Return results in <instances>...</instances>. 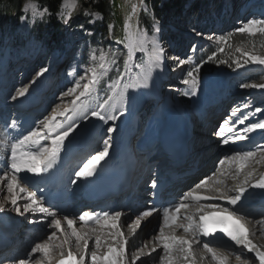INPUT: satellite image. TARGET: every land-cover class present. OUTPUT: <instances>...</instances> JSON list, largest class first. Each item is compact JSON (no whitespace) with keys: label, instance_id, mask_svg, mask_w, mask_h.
Listing matches in <instances>:
<instances>
[{"label":"rangeland","instance_id":"374dc122","mask_svg":"<svg viewBox=\"0 0 264 264\" xmlns=\"http://www.w3.org/2000/svg\"><path fill=\"white\" fill-rule=\"evenodd\" d=\"M77 1L81 0H76V3ZM185 2V11L182 12L181 16L173 11L162 14L158 19L154 15H152L153 25L149 28L150 34H148V38H155L164 49L163 63L167 64V70H161L160 72H164L166 74V79L163 80L162 83L164 86L163 88L166 89L164 92L166 93L165 99L170 102H177L179 98H181L184 100L185 105L196 97L195 104H197L200 97V87L205 84V82H208L215 75H217L220 78V82L225 84L223 93H225V91H228V93H226L227 96L225 97L226 100H228L229 96H235L237 97V100H240L242 96H247L251 98V101L249 100V102H251L250 104L254 107H258V109L262 110L260 112H263L264 107H262L261 103L257 104L261 96L256 97L252 94L255 93L258 88L242 87V85L264 84V65H259L251 62H249L248 64H244V60L246 58L242 56L240 52L236 51V49L239 48L242 51H247L255 55L264 56V45L262 41L253 38L255 35H262V33H240L237 32L236 29L242 27L243 24L250 19L264 20V0H212L210 5H208L206 8L201 9L198 13H196L193 8L199 2V0H186ZM28 3H34L38 11L44 13V15L34 17L31 9H28L27 11L25 10V5ZM61 4L59 7V11L54 15L55 21L59 22V24H62V26L59 27L52 25L50 21L47 20V16L50 15V13L35 0H28L24 3L21 10L23 15L16 22L10 21L9 19L3 25L0 22V118H7V123L9 124H11L12 122H17V124L19 123L20 118H14L15 116H11L13 112L10 110L5 112V108L7 103V106L10 105L11 102L8 101L12 100L13 97L16 96L17 91L21 88H26V91L31 88H35V90L41 89V93L44 94L45 98L43 99L41 106L38 108L37 114L34 116L33 120L39 119L43 121L45 117H50L53 113L54 108L56 109V111H63L65 107L71 109L73 106L72 101L75 99V96L78 95V92L71 96H62V93H65L69 88L74 87L77 81L80 82V90H82L83 83H87L91 79V74L90 72H87V70L93 67H97L98 64L102 62L101 58H104L106 52H109V48L112 47L114 48V50L116 49L114 42H110V40H108L105 35H101L100 33L96 34L95 31H92L85 27H81L82 22H77L75 23L74 27H70L67 24V20L69 18V16L67 15L68 12L61 7ZM134 5L137 6L136 13H132L131 11ZM121 7L122 9H124L125 17L121 39V44L122 46H124L128 42L129 33H136L137 31L142 33L145 32V28L142 27L139 23L137 16L140 12L146 13L148 11V8L142 0H121ZM143 9H146V11ZM74 12L75 11L73 9V13L71 12V15H73ZM89 19L92 24H95L97 22L100 23L101 21H103L99 13H93L91 15V18ZM126 24H130V30L125 29ZM35 28H40L44 35L42 36L40 35V33L36 32ZM157 28L159 29V31H156ZM114 33L115 30L114 32H112V35ZM61 34H63L62 42L61 39H57V37H59ZM221 36L225 38L223 41L217 39ZM44 42H47L48 46H45ZM221 48L224 52H227V56L232 60L231 62L233 64L236 65L235 61L239 59V62L243 66L239 68L236 67L234 73H227L230 74L229 76H227V74L224 72L213 71L211 74H208V76L199 78L200 82L196 89V92L195 94H191V88L181 82L186 77L187 71H189L191 68H194L195 65L198 64L199 61H197V59H201L202 54H204L207 50H213L220 56L224 55L220 51ZM189 55L193 56L194 63L182 68L177 67L179 60L185 59ZM77 58H79L83 62V66L78 68L79 74L74 80V83H70L72 76L71 73L67 71V67H71L73 63H69L65 66V61H67V59H71L72 62H74ZM106 61H108V59H106ZM141 63H147V55L137 53L129 61V67L131 68V71L128 72L126 69L124 70L127 75L121 82V87L123 86V83L128 82L132 76H135L140 72V69L136 68L135 65ZM213 64L215 63L212 62L207 65L201 66L198 76L201 74V72H206L208 70L207 67H210ZM4 69L7 70L5 77H3V73L5 71ZM41 69H46L47 71H45L42 76H37V73L40 72ZM109 71H112L113 74H116V77L113 81L119 78L120 73H118V68L115 65H112ZM237 72H240L241 74L238 75ZM234 74L235 76H233ZM248 75H254L256 76V78L249 81H244L243 79H245ZM157 79V76H150L148 79V86L146 87L148 89L146 90V92L147 94H150L151 103L148 101L146 103V107L140 114L144 117L145 122L142 124V126H138L135 137H138L141 134L144 135L151 126V123L155 121L154 114L152 115L151 113L154 111V95H158V90L156 87ZM162 79L163 78H161V80ZM113 81L106 86V91L99 90L97 83L93 86V91L90 95L81 98V103L86 105L84 111L76 114H74L72 111H69L67 112L65 118L58 116L57 120L64 125V130L67 129V126L70 125V123H77L82 114L84 115L85 111H88L90 113V110H96L99 104L103 103V101L107 99L111 94L110 85L113 83ZM158 85L161 86V83L157 84V86ZM139 89L140 87L129 90L122 102L123 107L121 108L118 105L119 111H122L126 108H128L129 110H133L135 104H137V102L139 101ZM240 90L243 91V94L239 93ZM251 91L252 96L251 94L248 95V93ZM244 102L245 104H248V101ZM150 104H152V107H150ZM185 110H190V108L186 107ZM69 117H71L72 119H69ZM258 118L264 119V116L261 115ZM147 122H149L148 125ZM255 123L257 122L255 121ZM258 123H260V121H258ZM40 124L41 123H39L38 121L32 123L30 128L25 130L20 135V137H18V139L34 128H41ZM107 128L104 130V132L100 133L97 136L96 143L98 148L96 149L103 147V142L107 138L105 136L108 135ZM6 129H2L5 135H0V142L8 145L9 139L14 138V133L9 131V129ZM134 144L136 145L138 144V142L135 141ZM215 144L219 143L216 142ZM1 150L3 151L4 148L0 149V154L2 152ZM213 150L214 149H211V151L207 153L205 159L210 156L212 157V159H215L217 157L216 152H213ZM91 151L92 150L90 149L82 151L83 153L81 152L78 155V164H84L85 162H87V159H89L91 156ZM10 162V157H6L5 159H3V161L0 163V175H3L4 172H7L9 176L12 175V170L9 168ZM78 164H75L74 167L76 168ZM258 164L255 163L257 169H259L260 166L264 165V161H261ZM208 171V169H204L202 172L207 173ZM200 173L198 174L196 180H194L195 183L192 182L193 185L198 184L201 180H203L201 179V175L204 173ZM190 180H192V178H190ZM213 181H209L208 187H201L197 189H209L214 191L215 187H213ZM9 196L10 193H8L7 191V181L5 180L0 182V203H4V205H7L5 207V210L1 212L0 215H8L14 217L17 220L21 219L26 224L25 225L23 222L24 226H22L21 228L22 230H25L23 237L26 245L23 247V249L19 248V250L16 251L15 254H13L15 256H13L11 259H8L9 262L12 261V259L13 262L23 259L26 261V264H34V262H36L38 259H40L39 261L42 263L48 261L49 259L45 258L43 253L40 252H37V254H33L32 258L30 259H25L27 254L31 252V249L35 246V244L43 243L45 241H48L52 245L50 249L51 257L58 253H62V241L60 240L59 233H57V235L53 237L52 240L49 241L48 239L51 233L54 231L53 228L48 227L51 219H45L43 222H41L42 214H17V212L15 211V207L8 199ZM134 196L136 197V195ZM24 203V200L18 201V204L21 207V211L23 210ZM181 203L178 202L170 207L165 206L164 210H174ZM189 207L186 209L184 208L181 211L179 216L182 217V220H177L176 224L164 227V230H166L165 233L170 231L172 226H174L175 228L180 224H184L185 226L187 225L188 221L185 219V217L188 215L187 212L188 210H190ZM191 208H193V212L196 211L195 206ZM138 210L139 209L133 211L126 207V217H123L122 221H119L118 228L121 231L123 230L122 228L127 227L128 224V228H132L133 230H135L134 234L140 232L143 229H148V232L145 236H151L153 238V243L151 242V247L153 248L154 243H158L154 242V239L160 233V229L163 225L164 212H153L150 216H145L146 220L143 221L139 219V217L142 216L141 213H143L144 210H142V212L139 211L137 214H135V212ZM114 212L117 211L114 210ZM130 212H134L135 215ZM253 219L254 218H252V220ZM30 220L35 222L29 223ZM137 220L140 221L139 225H137L136 223ZM74 226L76 227L78 232L81 231L80 233L84 234L85 237L88 236V239L92 236H95L97 232L101 233L102 230V228H100L99 226L91 228L84 227L81 224L79 218L75 222ZM182 230L183 233H187L184 231L183 227ZM182 232L181 230H179L178 233ZM124 233L125 235L128 234L127 232ZM251 233L253 238L264 241V234L262 232H257L255 229H251ZM74 245L75 244L72 243L70 245V248L72 250L74 249L78 253L79 249ZM107 246V243H103L98 248L96 245V240H91L90 247H87L88 254L85 258V264H93L91 258L92 253L95 252L99 256L102 252L101 250L106 248ZM115 246H118V244L116 243ZM143 247H145L144 241L141 238L136 239V243L129 248L130 254L128 255V258L130 262L133 260V257L131 256V252L133 250L132 248L136 249L141 254V252L143 251ZM216 248L219 251H222V248ZM160 249L161 250L158 252L156 249L155 251L151 252L149 251V249H147V251L150 253L148 254L147 252L146 255L141 256L137 261H142L143 259L150 257L151 262L149 264H158V261L162 260L161 257H163L161 256V254L165 253L163 248ZM174 252L179 251L174 250ZM201 253L202 251L200 252V254ZM180 255L181 253L179 254V256ZM228 257L231 258L229 260L230 262H238V260L242 262L245 261V259L239 257L236 253H228ZM208 260L209 261L203 260L202 263L218 264L216 260L213 261L209 258Z\"/></svg>","mask_w":264,"mask_h":264},{"label":"snow or ice","instance_id":"6c2138e0","mask_svg":"<svg viewBox=\"0 0 264 264\" xmlns=\"http://www.w3.org/2000/svg\"><path fill=\"white\" fill-rule=\"evenodd\" d=\"M73 6H75L73 0ZM32 10L33 16H42L44 13L38 11L34 3H28L25 5V10ZM146 11V9H143ZM46 11V10H45ZM132 13H136L137 6L134 5L131 9ZM86 15L89 13L85 12ZM98 15V14H97ZM130 24L125 25L126 30H130ZM138 28V25H137ZM156 31H159L157 28ZM240 33H264V20L250 19L243 24L242 27L236 29ZM217 39L223 41L224 37H218ZM115 43L120 44L122 41L117 40ZM126 48L127 59L124 60L125 69L130 72L131 68L129 67V61L137 54H146L147 63L136 64L135 67L140 69V72L135 76H132L128 82L123 83L121 87V82L125 79L127 75L126 72H121L119 78L113 81L110 85L111 94L107 99L100 103L96 110H90V115L88 111H85L83 116L84 120L91 118H96L99 120H116L118 117L116 114H112V109L118 110L119 107H123V100L126 97V94L130 89H136L138 87H147L148 79L154 69H159L162 66L164 59V49L160 43L155 39H149L147 33H142L137 31L136 33H129L128 42L124 45ZM223 52V49H220ZM237 52H240L242 56L246 59L244 64L249 62L264 65V56L255 55L247 51H242L237 48ZM216 54L213 53L207 59L212 60ZM102 62L98 64L97 67H93L87 70L90 72L91 79L87 83H83L82 90L81 84L79 81L76 82L74 87L69 88L65 93H62V96H71L78 92V95L75 96V99L72 101V108H64L63 111H56L53 109V113L50 117H45L41 122L42 128H34L31 131H28L27 134L23 135L21 138L10 143V165L9 168L12 170V175L9 176L7 172H4L3 175H0V182L7 181V191L10 193L8 199L11 204L15 207V211L19 215H24L25 213H38L41 215V222L47 218H51L49 228L55 229L49 236V241L57 235V232L64 234L65 239L63 244H69L70 238L69 234L65 232V229L62 225L61 219L57 218V212L55 210H50L48 207L44 206L41 200L37 199L35 193L29 191L27 188L22 186V177L21 173L40 175L48 168H51L54 161L57 159L59 154L62 152L66 140L80 127L76 122L67 126V129L64 130V125L57 120V117H64L67 112L72 111L74 114L84 111L86 105L81 103V98L90 95L93 91V86L100 82V78L110 70L115 61H105L102 57ZM207 61L202 60L199 64H196L194 68H191L186 73V77L181 81L184 85H187L191 88V94H195L196 89L199 85V76L201 65ZM194 63V58L192 55L187 56L185 59H180L177 67L182 68L187 65H192ZM220 63H227V61H220ZM236 67H242L239 59L235 61ZM175 70V69H174ZM47 71L46 69H41L37 73V76H42L43 73ZM83 79V77H82ZM242 87H253L264 89V84L257 85H242ZM26 88H21L17 91V97L25 95ZM188 94V93H185ZM239 109L233 111L231 116H235L236 112ZM257 112L262 111L261 109H256ZM123 111H119V115L123 116ZM229 117V120L231 119ZM247 117H245L246 119ZM69 119H72L69 117ZM229 120H225L220 124L217 131L219 137H223L225 132L232 133L234 127H228ZM244 120H237L236 123H243ZM15 127V123L11 125ZM256 129H264V122L252 123L248 127L244 128V132H253ZM115 128L108 127L107 132L113 133ZM246 136L235 135L234 138L229 141L228 139H222V143H235L238 140H244ZM9 147V145L0 142V148ZM111 145L108 140H104L103 148L100 151H97L95 155H92L90 159H87V162L83 164L75 175L77 178H86L94 174V170L102 161L106 159L109 155ZM229 162L235 164V175L237 177L243 175V180L238 183L234 188L229 189L228 191L233 192V195H228L224 192H221L220 188H215L214 191L219 193L216 196H207L199 192H188L186 194V199H191L194 202L199 204L200 201H223L228 205L235 207L241 201L242 196L248 191L249 188H259L264 189V174L259 175L258 177L254 175L253 171H246L249 162L260 163L264 161V146H261L258 151H245L237 152L231 157H226ZM220 164H224L225 160H221ZM75 183V181H73ZM213 184L222 183L220 180H215ZM209 181L207 177L200 181L196 185V188L208 187ZM19 200H24L23 210L18 204ZM189 205L185 203L179 204L174 210H165L163 217V225L160 229V235L157 239L161 242L165 253L168 255L169 264L172 259V252L178 250L183 254V258L188 261L189 257L192 255L191 248L192 242L183 237L176 236L175 234H165L164 227L176 224L179 219V213L181 209L188 208ZM207 207L216 209L220 205L218 203H210ZM5 210L4 203H0V212ZM201 213V207H197L196 211L193 214L187 215L185 219L188 221L187 225L184 224L178 225L183 227L184 231L187 232L190 229L197 231L203 237L215 236L217 233H222L224 236L228 237L230 240L234 241L236 245L242 246L250 253L255 254V258L259 261V264H264V250L258 248L252 240L249 238V230L244 223L241 222V218L237 216L235 210H230L225 207L222 211H204ZM152 210L144 211L142 216H150ZM198 214V219L196 215ZM122 213L115 212H103L100 217L95 216L94 214L84 212L79 216V220L82 222H90L95 220L97 224H100L101 227H110L115 231L108 233L113 241L118 240V246L113 247L108 245L107 252L103 255H97L95 252L92 253V262L93 264H125V250L126 246L129 243V240L123 235L119 230L118 224L121 219ZM63 220L66 222L67 229L70 230L71 237H75L77 241L83 240L84 247L87 249L88 240L85 238V235L78 232L75 225V220L64 216ZM35 221L30 220L29 223H34ZM137 225L140 221L137 220ZM96 245L99 248L101 246V237H96ZM52 245L45 241L43 243H37L31 249L29 255L35 254L37 252L43 253L45 258L51 259L50 249ZM204 247L209 253L212 254V258L218 262V264H224V259L217 256L215 251L209 247L206 243ZM152 251H155L153 249ZM140 257H134L132 264H136V261ZM164 260V257H161ZM16 264H26V261L21 259L16 262ZM56 264H85V255H80L78 258L69 251L66 258H61L56 262ZM189 264H194V262L189 261Z\"/></svg>","mask_w":264,"mask_h":264},{"label":"bare ground","instance_id":"6f19581e","mask_svg":"<svg viewBox=\"0 0 264 264\" xmlns=\"http://www.w3.org/2000/svg\"><path fill=\"white\" fill-rule=\"evenodd\" d=\"M74 3L76 5V0H74ZM61 7L64 10L68 11V10H73L75 6H73V0H63L62 4H61ZM162 67H163V64H162L161 68L154 69L152 71L151 75H150L151 77H154V76L158 77L157 84H160L161 78H163V80L166 79V74L164 72H160ZM237 73L239 75L241 74L240 72H237ZM255 78H256V76H254V75H248L247 78H245L243 80L244 81H249V80H252V79H255ZM70 83H74V80L70 81ZM160 87L163 88L164 87L163 84H161ZM224 87H225V84L221 83L220 82V78L217 75H215L211 80H209L208 82H205V84H203L200 87V89H199V94H200L199 101H198L197 104H195V102H196V97H195L192 100V105L198 107V105H200L201 102L203 101L202 103H204L205 106L208 107V108L212 107L213 105H216V106L219 105V107L221 109L222 107H224L225 105L228 104V100H226V98H225L227 95L224 94V93L222 95ZM147 89L148 88L140 87V89H139L140 91L138 92V95H139L138 103H140L142 101V99H144L145 96L146 97L149 96L147 94V92H146ZM259 91H260V89L256 90L255 93H252V91H251V92L248 93V95L252 93L253 96L257 97V96L260 95ZM28 92L39 93L40 90H35V88H31V89L27 90L25 92V94L28 93ZM239 92L241 94H243V91L240 90ZM207 93L210 95V98L205 99V100H201L203 98V96L207 95ZM252 94H251V96H252ZM220 96H221V99H219ZM164 99H165V97H164ZM164 99L162 100V103H160V102L158 103L157 114L155 116V121L151 124V126L149 127L148 131L144 134V136L141 135L143 137V139H142L143 144L145 142H147V143H154V144L158 145V143L160 142V137L164 136L166 130L170 126V124H168L170 119L167 116L168 115L167 113H169V112L172 115H174V121L173 122H176V124L172 125V128L175 127L176 131L179 130V129H184L185 125L187 123L191 127L193 126V124L195 126L197 125L195 123H192V125H191V123L189 122V118H190L191 114H195L196 110L194 108L192 110H185L184 108H182V105H184V100L183 99L179 98V100L177 102H170V101H168L166 99L164 100ZM250 99H251L250 97L242 96V98L240 100H237L234 103H236L237 107H238V105L243 104L244 101H249ZM10 102L12 103V101H10ZM134 109L133 110H128L130 115H131V118L129 120V131H128V133L131 136L136 134V128H137V123L134 120L135 118L133 117ZM254 109H258V107L252 106L251 110H254ZM251 110H248V113ZM111 111H112V114H116L118 118L116 120H114V121L113 120H104L103 121V125L105 126V128L106 127L115 128V131L113 133H108V136L111 139L110 140L111 147H110L109 153H111L114 150V148H112L113 145H116L118 142H121V138L119 137V132H118V129H119L118 121H119V116H120L119 115V110L113 109ZM13 115H15V114H13ZM83 116L84 115L82 114V116L80 117V119L77 122L80 125V127L78 128V130H76L66 140L65 144L68 145V144L72 143L73 146H77L78 142L81 141V140L90 142L89 143L90 146H93V145L97 144L96 143V137H97V135L100 132H102V130H103L102 126L103 125L95 128L90 134H88V133L85 134L84 133V129H85L84 124H85L86 120L83 119ZM255 121L256 122L264 121V119L263 118H257ZM252 123H253V121H251V120L246 122L245 127H248ZM4 128H5L4 124H2V127L0 129V135H5L4 131H2V129L4 130ZM190 129L192 130L190 132V135L191 136L192 135H196L195 137L193 136L194 138H192V140L190 142V145H189V147H190L189 148V157H190V161L192 162L191 164H196L197 167L200 168V172H202L204 169H208L209 170L207 173H204V174L201 175L202 176L201 179H204V177L206 176L208 181L220 180L222 183H220L218 185L217 184H213V187L220 188L221 192H223V191L224 192H231V191H228L229 189L233 188V186L231 185V182L239 183V182H241L243 180V175H241L239 177H237L235 175V164L229 162L225 158L226 157H231L237 152L258 151V149L261 146H264V129H256L253 132H247V133H243L242 134L243 136H246L248 133L251 136L257 135L256 138H255L254 143L251 144L250 146H248V148H246L245 146H241V145H232V146L226 145V144L222 143V140L213 141V140L205 139V138H202V137H200L198 135L197 130H193L192 128H190ZM261 135H263V137L261 139H259V137ZM76 137H77V141L74 142V140H76L75 139ZM249 139L250 138H248V136H246V139H244V141H247ZM14 141H15V139L11 140V141L9 140V142L7 141L9 147H5L4 148V154H3L2 158L0 159V161H2V159H5L6 157H10V155H11V153H10V143L14 142ZM216 142L219 143V144H215ZM213 148H215L214 151H216V154H217L216 156L217 157L215 159H212V157L210 156L207 159H205V157L207 156V153L209 151H211V149H213ZM132 149L133 148L130 147L129 150L131 152H133ZM83 150L84 149H82L81 151H83ZM133 150H135V149H133ZM157 151L158 150H152L151 153L154 154ZM147 152L148 151L145 150V154L144 153H137V156L135 157V160L138 162V164L140 165V163H141V166L139 167V174H138V178H137L136 183L140 179L144 180L148 176H149V178L152 177V175H150L152 172L151 173L149 171L146 172V169H148L150 166L154 167V164L156 163L154 161V156L155 155L151 157L152 159L149 161V164H148V166L146 168V162H144V161H145L146 158H149V156L146 154ZM94 153H96V152H94ZM221 160H225V163L224 164H220L219 162ZM73 161H76V158H74ZM213 163H214V165H213ZM246 171H253V173L255 175L257 173V171H258L257 167L255 166V162H249ZM20 175H22L21 177L23 178L22 179V184L24 186L23 185L22 186L25 187V188H28V189H32V183H33L34 175L30 174V173H28V174L21 173ZM188 180H190V177H189ZM29 191L33 192V190H29ZM134 195H136L135 186L132 187L127 192H125V194L123 196H121L120 201L118 202V205H117V207L115 209L106 208V209L103 210V212H109L110 214L111 213H115L114 210H116L117 212H121L122 216H121L120 221H122L123 217H126V214H127L126 213V207L128 209H130V210H133V211L136 210V209H140V207H138V206H136L135 209H134V205L135 204H133L134 202H133V200H131V197H135ZM185 197H182V200H186V202H187V199ZM39 200H41V198H39ZM144 205H146L145 202H144ZM6 206L7 205L5 204V207ZM191 207H193V206H191ZM191 207H189L190 210H188V212H187L188 215L194 213L193 210H192L193 208H191ZM195 207H197V206H195ZM50 210H55L57 212V214H58L57 218L61 219V222H62V225H63V227L65 229V232H67L69 234L70 243L65 245V244H63V241L65 239L64 234H61L60 232H57L60 235V240L62 241V246H65L66 248H68V247L70 248V245L72 243H74L75 244L74 246H76V248L79 249V252L77 253V251H75L74 249L73 250L71 248L70 249L75 255H77L79 257L80 255H82L85 252V247H84L83 240L77 241L75 239V237H71L70 230L67 229L66 222L63 220L64 216H68L69 218L74 219L75 222H76L77 221V219L75 217L76 208H72V209L68 208V209H66L64 211H58L56 208L55 209H50ZM143 210L145 211V209H143ZM161 211L165 212L162 209H160L158 211V213L161 212ZM245 215H249V214H245ZM245 217H249V216H245ZM47 219H51V218H47ZM139 219L145 221L146 217L145 216L144 217L141 216V217H139ZM16 220L17 219H15L14 217H11V216H8V215H0V228L1 229H5V228L7 229V226L13 227L12 224L16 223ZM178 220H182V217L179 216ZM247 221H248V225H249V228H250V232H251V229H255L257 232H262L264 234V215H261V216H259L257 218H254V220H247ZM98 226L100 228H102V230L100 229L101 233L97 232L95 234V236H92L89 239H88V236L85 237L88 240V248L90 247V241L93 240V239L96 240L95 238L97 236L101 237V244L107 243L108 245H112L113 247H116L115 244L116 243L118 244V240L113 241L111 239V237L108 235V233L113 232L115 230L111 229L110 227H101L100 224H96L95 226H92V227H98ZM122 229L123 230H121V232L123 233V235L126 238H129L128 239L129 243L126 246V250H125V264H132V261L130 262V260L128 258V255L130 254L129 248L132 247L136 243V239L141 238L144 241V243H145V247H143V251L141 252V254L136 249L132 248L133 250L131 252V256L133 258L137 257V256L141 257V256L146 255L147 252H148L147 249H149L150 252L153 249H156L157 252H158V251L161 250L160 248H163L161 242L157 239V237L160 235V233L154 239V242H158V243H156V244L154 243V247L152 248L151 247V242L153 243V238L151 236H148V237L145 236L147 234V232H148V229H143V230H141L140 232H138L136 234H134L135 230H133L132 228H131L132 230L130 228H128V224H127V227H125V228L123 227ZM179 230H181V232H182L183 231L182 227L177 226V227L174 228V226H172L171 230L168 231L165 234L173 233L176 236L183 237V238L188 239L189 241H191L192 242L191 253H192V251L198 250V246L199 247L202 246L203 250L200 249V252L202 251V254L199 255L200 253L199 254L195 253L197 258H201V260L197 259V262H199V264H203L202 263L203 260L209 261L208 258L213 260V261H215L212 258V254L209 253L207 251V249L204 247V243H203V241L201 239V236H200V234L197 231L190 230V231H187V233H183V232L182 233H178ZM54 231H55V229H54ZM165 231L166 230H164V232ZM124 232H127L128 234L125 235ZM13 238H14V245L9 247L7 250H13L14 247H16V246H19L21 249H23V247L26 245V243L24 241L20 242V237L16 234L15 231H14ZM249 238L252 240V242L258 248H260L261 250H264V241H262L260 239L253 238L252 233L249 236ZM146 247H147V249H146ZM209 247H211L215 251L217 256H219L222 259H224V264H259V261L255 258V254L248 252L243 247H241V248H239L237 250H234V251H229V250L219 251L217 248H214L213 246L209 245ZM107 249H108V246L106 248L102 249L101 250L102 252L100 253V255H103L107 251ZM150 252H148V254ZM228 253H236V254H238L239 257L245 259V261L242 262V261L238 260V262H236V261L230 262L229 260L231 258L228 257ZM62 254L58 253V254H56V255H54L52 257H57V256H60ZM87 254H88V249H87V253H86L85 256H87ZM179 254H180L179 252H174V251L172 252V254H171L172 259L170 261V264L175 263V262H179L181 260V258L183 257V254L181 253L180 256H179ZM32 255L30 256L29 253H28L25 259L27 260L28 258L29 259L32 258ZM13 256H15V255L8 254V256H6L7 258L0 260V264H16V262L19 261V260H17L16 262H13V263H10L9 260H8V259H11ZM161 256H163L165 259L164 260H159L158 264H169L168 255L166 253H163V254H161ZM39 260L40 259H38L36 262H34V264H47V262H48V261H46V262L42 263ZM85 262H86V260H85ZM150 262H151V258L149 257V258L143 259L142 261H137L136 264H149ZM181 264H182V262H181Z\"/></svg>","mask_w":264,"mask_h":264},{"label":"trees","instance_id":"16d2710c","mask_svg":"<svg viewBox=\"0 0 264 264\" xmlns=\"http://www.w3.org/2000/svg\"><path fill=\"white\" fill-rule=\"evenodd\" d=\"M28 0H0V14H1V24L3 25L9 19L10 21L16 22L22 17V6ZM37 1L43 8H45L50 15L47 16V20L50 21L52 25L56 27L62 26L59 22L55 21L54 15L59 11V7L62 0H35ZM186 0H143L146 4L148 11L146 13L138 14V21L141 26L146 27L148 30L153 25L154 15L157 19L164 13L175 12L179 16L182 15V12L185 11ZM210 3V0H199V2L194 6L193 10L198 13L201 9L206 8ZM85 12L92 14L94 12L99 13L102 18V22L96 23L92 25L87 18ZM82 22L81 26L86 27L92 31H95L96 34L100 33L101 35H105L107 39L112 41L121 40L123 26L125 22L124 17V9L121 7V0H81L77 2L75 7L74 14L70 17L67 24L70 27H74L75 23ZM36 32L40 33V35H44L40 28H35ZM113 34L112 38V31ZM63 34H61L57 39H61ZM253 38L256 40H261L264 45V33L262 35H255ZM45 45H48L45 42ZM264 49V46H263ZM213 53L216 55L212 60H208L207 58L211 56ZM226 53V54H225ZM224 55H218L217 52L213 50H207L201 56V60L199 63L204 60L207 61L203 63L201 66L207 65L209 63L214 62L215 64L207 67L206 72H201L205 74L214 69H223V70H231L235 67L230 58L227 56V52H222ZM108 61H115L113 65H115L119 69V73L124 70V60L127 59L126 49L121 44H118L116 50L113 48H109V52L106 53ZM227 61V63H220V61ZM116 74H113L112 71H109L104 74V78L101 82V88L105 89L107 83L115 79Z\"/></svg>","mask_w":264,"mask_h":264}]
</instances>
